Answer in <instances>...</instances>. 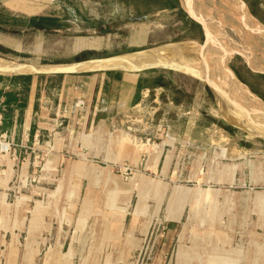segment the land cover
<instances>
[{
    "label": "rangeland",
    "instance_id": "rangeland-1",
    "mask_svg": "<svg viewBox=\"0 0 264 264\" xmlns=\"http://www.w3.org/2000/svg\"><path fill=\"white\" fill-rule=\"evenodd\" d=\"M235 1L224 12L220 0H197L201 10L182 0H0V57L48 63L164 46L162 55L206 64L264 101L255 51L264 39L234 26L264 32V0ZM187 9L211 16L201 18L213 28L205 26L208 40ZM152 10L159 13L148 21L115 25ZM31 17L57 25L32 26ZM222 19L234 30L227 24L224 33ZM198 69L209 82L149 69L169 80L138 108L155 112L151 130L71 129L56 115L41 139L32 119L21 138L15 125L2 129L28 83L1 79L14 87L0 99V264H264V140L234 126L216 94L221 84ZM224 80L225 95L242 94ZM104 152L118 158L106 166Z\"/></svg>",
    "mask_w": 264,
    "mask_h": 264
},
{
    "label": "crops",
    "instance_id": "crops-1",
    "mask_svg": "<svg viewBox=\"0 0 264 264\" xmlns=\"http://www.w3.org/2000/svg\"><path fill=\"white\" fill-rule=\"evenodd\" d=\"M168 83L165 70L35 74L26 86L22 85L27 93L22 100L24 105L19 107L10 102L7 106L11 118L2 129L10 131L15 125V135L21 138L31 130L28 127L32 119L33 137L37 133L41 139L51 131V120L59 115L68 122L71 129H84L96 123L102 128L119 124L130 130L142 124L151 130L154 128L155 112L138 108L144 105L150 94L162 90ZM14 85L19 87L21 84ZM1 87L3 98L7 89L14 86L0 82ZM20 124H23L22 128ZM40 147L43 148V145L40 144ZM112 157L114 160L118 158L116 153L104 152V165L110 166L113 163ZM53 161L56 159H49V163Z\"/></svg>",
    "mask_w": 264,
    "mask_h": 264
},
{
    "label": "water",
    "instance_id": "water-1",
    "mask_svg": "<svg viewBox=\"0 0 264 264\" xmlns=\"http://www.w3.org/2000/svg\"><path fill=\"white\" fill-rule=\"evenodd\" d=\"M227 5V3H226ZM228 6V5H227ZM248 11V10H247ZM249 12V11H248ZM159 13V10H152L136 15H131L118 19L115 25H123L127 23H141L150 20ZM250 14V13H249ZM251 15V14H250ZM252 16V15H251ZM253 17V16H252ZM258 22V21H257ZM259 23V22H258ZM203 28L204 25L201 22ZM260 24V23H259ZM262 25V24H261ZM264 26V25H262ZM205 31V28H204ZM205 35H207L205 31ZM256 42V43H255ZM259 46L260 42L254 41ZM164 46L154 47L150 49H142L139 51L123 52L110 56L90 57L79 60L57 61L48 63L23 62L14 59H6L0 57L3 66H0V75L16 76L26 74H49V73H70V72H89V71H127L140 72L148 69L165 68L175 69L183 72H190L208 81L209 74L199 72L198 65L192 66L174 57H166L162 55ZM259 49H255L256 53ZM261 52L259 51V54ZM260 58L264 61V55L260 54ZM197 70H196V69ZM264 71V68H259ZM211 78V76H209ZM220 78V77H219ZM214 79V77H212ZM221 79V78H220ZM217 79L222 85L215 86L216 94L220 96L221 103L228 116L236 123L234 126L245 131L252 137L264 140V132L256 131L254 128H264V101L252 92L244 91L242 94L237 92L224 94L226 88L223 80Z\"/></svg>",
    "mask_w": 264,
    "mask_h": 264
},
{
    "label": "bare ground",
    "instance_id": "bare-ground-1",
    "mask_svg": "<svg viewBox=\"0 0 264 264\" xmlns=\"http://www.w3.org/2000/svg\"><path fill=\"white\" fill-rule=\"evenodd\" d=\"M183 1V4H184V2L186 3V4H188L193 10H197V8H198V10H201V4L199 3V2H197V0H182ZM211 2V1H210ZM220 2L222 3V6H223V8L221 7V9H223V11L225 12V10L226 11H229L230 9H232V8H236V6L237 5H239V4H237V2L235 1V0H220ZM226 3H227V5H226ZM240 11L238 12V13H240V17L241 18H243V19H245V20H247V17H246V14L244 13V10H242L243 8L242 7H240ZM188 10V9H187ZM189 11V10H188ZM190 12V11H189ZM200 12V14H201V18H203L204 16H206L205 15V13H203V11H199ZM191 13V12H190ZM192 14V13H191ZM196 19H198L200 22H205V21H202L201 20V18L199 17V16H197V15H195V14H192ZM209 17H211V16H209ZM209 17H207V18H205L204 17V19H208ZM213 19V18H212ZM211 19V20H212ZM214 20V19H213ZM208 21L209 22H211L210 21V18L208 19ZM206 22H207V20H206ZM213 22V21H212ZM250 22V21H249ZM208 23V22H207ZM226 23V24H225ZM220 25H221V27H222V31L225 33L226 32V29H227V24L229 25V27L231 28V29H233V27H231L232 26V22H230V21H227V20H221L220 21V23H219ZM204 25V24H203ZM212 25H213V23H212ZM234 25V24H233ZM205 26H207V25H205ZM204 26V28H205V31H206V27ZM235 26V28L240 32V33H244V31L245 32H247L249 35H251V36H255V39L256 40H261V39H264V34H262V33H264V32H262V30L261 31H259V30H257L258 29V27H256V28H253V25H251V23H249L248 24V28L245 30V29H243V28H241V26H236V25H234ZM209 26H207V28H208ZM208 29H212L213 30V28H208ZM234 30V29H233ZM209 32V31H208ZM262 32V33H261ZM206 33H207V31H206ZM210 33V32H209ZM233 34H236V33H233ZM228 35V34H227ZM235 37H236V35H235ZM207 40H208V34H207ZM206 47H208V45L206 46ZM207 49V48H206ZM237 49H239L238 48V46H237ZM259 49V48H258ZM240 50H242V49H240ZM259 51L261 52V54L262 53H264V49H259ZM202 52V51H201ZM208 52H211L209 49H208ZM242 52V51H241ZM249 52L250 51H246L245 53L246 54H244V52H243V55H245V56H247V57H250L251 55H249ZM251 53V52H250ZM209 54V53H208ZM200 55H201V53H200ZM256 61V60H255ZM254 62V61H253ZM225 64H226V62H225ZM208 65H209V63H208ZM0 66H3V62L2 61H0ZM201 66V65H200ZM201 68H203V69H205L206 71H209L210 72V74L211 75H213V77H215L216 78V82H217V79H220L222 76H223V78H221V79H225V80H227L228 82L229 81H231L232 82V85L237 89V91H240L241 90V85H237V83L236 82H234L231 78H228L229 76H228V74H224L223 72H216L217 70H213L212 68L210 69V67L209 66H206V64H204V66H201ZM207 68V69H206ZM197 70V69H196ZM200 72V71H199ZM202 72V71H201ZM208 72V73H209ZM203 73V72H202ZM205 73H207V72H205ZM227 75V76H226ZM220 77V78H219ZM220 79V80H221ZM224 80V81H225ZM217 84H218V82H217ZM220 84V83H219ZM218 84V85H219ZM241 92V91H240ZM256 128V127H255ZM258 130H260L261 132H264V128H259Z\"/></svg>",
    "mask_w": 264,
    "mask_h": 264
},
{
    "label": "trees",
    "instance_id": "trees-1",
    "mask_svg": "<svg viewBox=\"0 0 264 264\" xmlns=\"http://www.w3.org/2000/svg\"><path fill=\"white\" fill-rule=\"evenodd\" d=\"M14 22H18V20L14 19ZM29 24L36 27H49V26H55L56 21L54 18H45V17H31L29 18ZM7 76L0 75V80L4 79ZM33 75L26 74V75H16L12 76L11 79L16 80L18 82H26L29 83ZM2 97V91L0 89V99ZM232 130H234L232 128Z\"/></svg>",
    "mask_w": 264,
    "mask_h": 264
},
{
    "label": "built area",
    "instance_id": "built-area-1",
    "mask_svg": "<svg viewBox=\"0 0 264 264\" xmlns=\"http://www.w3.org/2000/svg\"><path fill=\"white\" fill-rule=\"evenodd\" d=\"M1 117H2V115L0 113V119H1ZM5 135H6V131L1 133V136L5 137ZM0 144L4 147V149H6L7 145L4 142L0 141Z\"/></svg>",
    "mask_w": 264,
    "mask_h": 264
}]
</instances>
